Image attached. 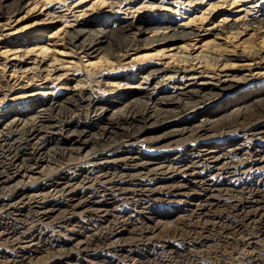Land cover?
Listing matches in <instances>:
<instances>
[{
	"label": "bare ground",
	"instance_id": "1",
	"mask_svg": "<svg viewBox=\"0 0 264 264\" xmlns=\"http://www.w3.org/2000/svg\"><path fill=\"white\" fill-rule=\"evenodd\" d=\"M63 1L0 0V37L25 33L0 51V245L26 243L19 246L20 259L15 245L0 249V264H40L35 256L42 248H48L42 250L47 259L71 264L74 251L84 256L98 245L108 257L102 264L135 257L150 264L144 255L159 249L191 254L192 246L210 241L202 234L208 227L218 231L220 238L211 237L218 242L232 234L227 242L238 246L247 231L257 240L243 242L263 245L264 0H141L142 7L164 12L155 25L134 16L116 20L135 0ZM194 5L205 6L201 16L214 20L223 11L224 21L207 28L192 26L195 17L185 26L170 23L171 12ZM40 7L44 17L28 23ZM232 14L236 18L228 21ZM70 15L105 18H87L61 39L46 35L56 23L65 29ZM7 26L12 31L4 33ZM28 27L40 30L27 35ZM223 98L224 106L218 103ZM169 194L180 201L194 195L204 222L212 210L225 211L228 220H212L201 231L174 225L169 236L181 241L161 240L160 247L141 252L156 231L170 229L142 210L157 212ZM82 214L95 223L91 235L76 237L77 245L54 233ZM51 215L64 228L48 235ZM169 255L165 260L173 261Z\"/></svg>",
	"mask_w": 264,
	"mask_h": 264
},
{
	"label": "rangeland",
	"instance_id": "2",
	"mask_svg": "<svg viewBox=\"0 0 264 264\" xmlns=\"http://www.w3.org/2000/svg\"><path fill=\"white\" fill-rule=\"evenodd\" d=\"M70 1L71 0H64L63 2L65 3V2H70ZM75 1L77 2L79 0H75ZM140 1L141 0H135L134 1L135 5L131 6V7H128V5L123 6V9L120 11V13L117 14L118 18L116 20H119L121 22H125L126 20H128V21L131 20L133 18V16H134L135 20L138 21V22L139 21L144 22V21L149 20L148 22H151V23L154 22L153 25H155V22L164 19V17H162L163 13H164L162 10H159V9L158 10H154V9L151 10V9H149L147 7H142V4H141ZM86 2H87L86 0H83L81 3L83 4V3H86ZM89 3H90V1H89ZM131 5H133V4H131ZM65 6L66 5H64V7H58V4H54V7L57 8V10H63L65 12H67L68 14H71L70 10L67 9V6L66 7ZM88 7H89V5H88ZM202 7L201 6L199 7L198 5H194L189 12H186V13H183V14L182 13L171 12L170 16H172V18L170 20V23L171 24H178V25H181V26H185L183 24V22H185L186 20H188L190 18L195 17L197 19L193 22L192 26H194V25L198 26L199 24H203V27L207 28V27H212V26L217 27V26H219V24H221L224 21L222 19L223 18V11H222V16H216L217 20H214L215 16H213L212 14H209V13H206L208 18L202 17L201 14H202V12H204L205 6H202ZM42 8L43 7H40V10H38V12H37V9L35 11H33V13H32V11L30 12L31 15L29 16L30 20L28 21V23L31 22V21L34 22V20H36V19L40 20V19H42V17H44L43 16L44 12L47 11V10H46V8L45 9L43 8L44 11H42ZM83 8L84 9L87 8V5L85 7H82L81 9H83ZM75 9H77V8H75ZM127 11L130 12V13L127 14ZM218 14H221V12H219ZM36 15L38 17L37 18H33ZM232 15L227 19L228 21H232V20H234L236 18V17H234L236 15H233V16ZM210 16H211V18H209ZM106 17H109V16H106ZM87 18H89L93 22V21H98V20H100L102 18H105V16H103V15L102 16H98V15H90V16H88L87 15V16H84V17L80 16L78 19H76L74 16L70 15L69 16L70 23L67 24V27L65 29L64 28L63 29L60 28L61 26L60 27L58 26L57 28H54L57 25V23H56V24L53 25V29H52L51 32H50V29H49L48 32H45V33H46V35L48 34V36H53V38H55V39H57V38L61 39L65 35L66 31H68L69 29L74 28L75 26L76 27L80 26V24H82L83 21L85 19H87ZM213 21H215V22H213ZM25 23L26 22H24V24ZM11 29L12 28H9V26H7L5 28L4 33L11 32L12 31ZM38 30H40V29H34V28H31V27H28L25 32L27 33V35H30V34H35L36 33L35 31H38ZM23 34H25L24 31H20L18 33H13V34H10L8 36L7 35H3L2 37H0V51L1 50H5L7 48L10 49L11 47H14V45H13L14 40L17 39V38L22 37ZM150 34H153V31H150ZM50 38H52V37H50ZM49 43L50 44H54L53 41H49ZM160 44L161 43H159V42H154L153 46L160 47L161 46ZM257 85H259V86L261 85L262 86V84H257ZM244 89L246 90L247 88H244ZM223 99L220 100V102H218L222 106L226 105L225 102L227 100L226 98H223ZM214 139L215 138H213V140ZM192 141L196 142L195 139L194 140H190L189 142H192ZM142 151L143 152H147V149L145 147H143ZM157 152H159V150ZM80 159H81V157L77 156V157H75L74 161H78ZM254 176L255 175H251V178L257 179V177L256 176L254 177ZM224 181H225V179H223V182ZM225 184L226 183H224V185ZM200 193H202V192L194 191V194H200ZM168 196H170L168 198V200L158 201V205H160V206H158L159 207L158 209H160V210H158L157 212H154L155 210L153 211V210H151L149 208H145L144 210H142L143 216H157L158 215L159 217H161L160 219H162V222H167L170 225V229L168 231H165V232L163 231V233L161 232V233H158L157 235H155V233L159 232V230H158L152 236L150 235L152 237V239L146 240L147 242H149V247L145 248L146 250H142L141 252L150 251V248H152L155 244L158 245V247H160L161 240L171 239V240L177 241V242L181 241V237L180 236H178V237L177 236L176 237L169 236L172 233V231H173V226L174 225H178L179 227H182V225H184L183 228H186V229L187 228L190 229L192 226H194V228L196 227L198 230L201 231L202 226L207 225V224H208V226H210L212 220L219 221L221 218H225L226 221L228 220L226 216H223V215L226 214L225 211L221 212V211L218 210L219 211L218 212V211L212 210L207 215V218H210L211 220L208 221L209 223L208 222H204L205 218H202L203 216L202 217L199 216L200 214H202L201 211H200L201 210L200 207L196 208V206H194V204L197 203V200L193 199L195 197L194 195H192L190 197V200H189V198H186V199L183 198V200H181V201L179 200L180 196H177L175 194H169ZM223 206L224 205L222 204L219 207H223ZM127 207H129V206H127ZM85 209L86 208H84L83 210H85ZM130 210H131V208H130ZM169 210H170V212H168ZM172 211H174V212L171 213ZM128 213H134V212L131 210ZM166 214H170V215L166 216ZM51 216L52 217L49 216V217H47L45 219V220L50 222L49 225L46 228H44V233H48V235H51L53 233V231H52L53 229H57L58 227H59L58 229H60L61 226H62V223L60 222L62 219L60 217H58V215L57 216L56 215L55 216L51 215ZM83 216H85V217H83ZM88 216L90 217V215H85V214H82V215H79V216L75 215V217H73L75 219V221L73 223H70V224L66 225L65 226L66 230L61 231V232H58V230H54V233H58V235H61L60 239H63V237L64 238L65 237H67V238L70 237L71 243L73 245L74 244L77 245L76 237L77 238L78 237L79 238H84L85 234L91 235L92 232H93V229H92L93 228L92 227L93 224L92 225L90 224V222L92 220L88 219ZM54 217H56V218L54 219ZM228 218L232 219V215H230ZM233 218L236 220L238 217H233ZM5 221H6V219H5ZM141 221L142 220H136V221H134L132 223L135 224V225H139L141 223ZM92 222L95 223V221H92ZM183 222H186V224L183 223ZM81 223L84 224V226L87 225L86 227L90 228V231H88V232L84 231L86 228L80 227L79 225H81ZM96 223H97V221H96ZM98 223H99V221H98ZM141 224L139 226H141ZM169 225H167V226H169ZM131 226H132V224L128 223V227H131ZM62 227L64 228V226H62ZM102 230H104V229H102ZM104 231H106V229ZM183 231H185V230H183ZM185 232H187V231H185ZM217 232L218 231H216V230L215 231L210 230V227L204 228L203 231H202V234L205 235V236L208 235L207 239H210V241L207 242V243H204L202 245H198V247L192 246V248L194 250L192 249L191 254H186L185 253L186 249L183 250L180 255H176L175 251H173V250L171 252H169V251L162 252L161 249H159L160 251L157 250L158 254H160L159 256H158V254H152L151 257H149L147 255H144V257L149 258V259L151 258L150 259V264H153L152 262H154V261H155L154 262L155 264H162V263L163 264H219V263L220 264H226L223 261H227V262H229L231 264H241L240 262H242V263L244 262V264H246V263H249V261L251 263H256V260L259 261V259H264V251H263L264 250V244L263 243H262L263 245H261L260 242L258 241L259 243L257 244V246L253 247L252 245H250L248 243L246 244L245 242H243V241H247V240L248 241L249 240L250 241H254V240L256 241L257 240L256 237H252V238L250 237V236H253L251 233H247V231H245L246 232V233L244 232L245 236H240V240L238 241L239 242L238 246L234 247V245H232V243L228 244V242H227V238H230L229 239L230 242L234 241L232 239V237H233L232 234H230L229 237L226 238V240H225L226 243H224V236H223V238L221 240H219V242L217 240L215 241L214 239H212V238H218V237L220 238V236H219L220 234H218ZM164 234H165V236H164ZM213 234L214 235L218 234V236L217 235L214 236ZM211 235H213V236H211ZM162 236H163V239H161ZM56 237H57V235L53 236V238H56ZM155 237H157V238H155ZM194 239L195 240L197 239L196 243H199V241L201 240V238L199 239V237H194ZM198 239H199V241H198ZM24 240L25 239H23V242H21L22 244L21 243H17V240L10 241V242L7 241L6 244L5 243H1L0 249H5L7 251H11L12 246L15 245V248L16 249L18 248V253H16L15 257H18V259H20L22 257V252L19 251V248H20L19 246H23V245L26 244L24 242ZM183 247L187 248L186 245L182 246V249H184ZM91 248L88 250V252L84 256H78L76 254V251H74V253L71 255V256H74L72 258V260H71V264H95V263L96 264H99V263L102 264V262L104 260H108V257H106V252L104 251V248H103L102 245L95 246V249H94V246H93L92 249ZM45 249H48V248H42V250H45ZM245 249H246V251H244ZM42 250L39 251V254L37 252V254H36L37 256H35V258L43 259V262H41L40 264H51L50 263L51 260L52 261L57 260L58 261L57 263L59 264L62 260H65V259H60L59 256H57V257H55L53 259H51V257L47 259V257H46L47 256V251L45 252V251H42ZM247 250H249V251H247ZM161 252H162V254H161ZM165 253H168V254L170 253L169 256H172V258H174L173 261L165 260L166 258L167 259L169 258L168 254H166L167 257H164V256H166ZM182 254H184V255H182ZM233 254H234V256H233ZM261 254L263 255V257H262ZM154 255H156V256H154ZM75 258H78V259H75ZM135 258L136 259L135 260L133 259V261L132 260H128V261H126V262L124 261V263H120V264H139V262L137 261L138 260L137 257H135ZM159 260H160V263H159ZM94 261H95V263H94ZM103 264H106V263H103Z\"/></svg>",
	"mask_w": 264,
	"mask_h": 264
}]
</instances>
